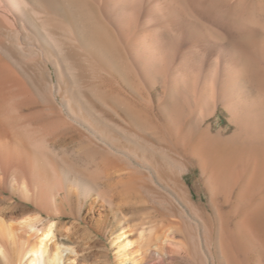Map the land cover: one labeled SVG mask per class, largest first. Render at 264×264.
<instances>
[{
  "label": "rangeland",
  "instance_id": "1",
  "mask_svg": "<svg viewBox=\"0 0 264 264\" xmlns=\"http://www.w3.org/2000/svg\"><path fill=\"white\" fill-rule=\"evenodd\" d=\"M102 20L115 30L112 22L103 16ZM182 32L177 49L166 55L169 70L160 67V79L150 85L139 71V75L129 73L119 64L83 69L81 74L78 68L59 74L53 67L47 74L38 63L43 62L39 53H26L17 43L8 42L13 52L8 53L13 55L8 54L6 62L12 65L19 60L15 65L24 70L29 94L27 101H13L8 104L11 108L7 105L9 130H16L15 138L24 135L25 140L17 138L25 142L28 153H35L30 155H38L40 163L48 166L42 171L51 174L53 185L62 182L54 185L58 210L44 213L30 201L33 193L20 196L6 182V173L0 171V209L9 212L10 203L22 202L30 206V216L60 222L61 230L56 225L55 241L50 243L52 248L58 243L63 250L60 264H264V251L255 250L253 245L261 244L253 242L245 228V210L249 207L237 202L238 182L229 184L227 194L213 190L208 172L189 150V144L209 127L214 135L233 136L236 127L228 111L218 107L202 124L194 117L196 103L183 101L182 116L174 131L164 110L170 97L171 71L182 55L186 59L199 50L186 40V31ZM115 34L116 42L126 46ZM199 51L209 62L213 58L222 61L220 53ZM251 67L256 74L263 69L261 62L251 63ZM82 73L81 80L74 77ZM130 108L140 121L130 116ZM185 130L188 139L179 144ZM63 174L83 183L79 198L75 189L72 197L63 194ZM26 182L30 183L28 177ZM257 192L250 195L249 202L255 200ZM127 220L131 228L122 232L120 223L125 225ZM257 225L263 226L260 219ZM139 229L150 246L157 245L158 237H168L171 244L164 251L154 249L157 253L146 260L139 253L141 244L130 245L124 256L117 257L122 239L131 242L132 232Z\"/></svg>",
  "mask_w": 264,
  "mask_h": 264
},
{
  "label": "bare ground",
  "instance_id": "2",
  "mask_svg": "<svg viewBox=\"0 0 264 264\" xmlns=\"http://www.w3.org/2000/svg\"><path fill=\"white\" fill-rule=\"evenodd\" d=\"M102 16L115 25L114 31ZM182 31H186V40L192 41L196 49L220 53L222 61L216 62L213 58L209 62L199 50L186 59L182 55L171 71L170 97L164 110L172 130L182 116L183 101L196 103L194 117L202 124L216 114L218 107L228 111L236 127L234 135L228 138L214 135L209 127L189 144V150L208 172L213 190L227 194L229 184L238 182L237 202L248 203L249 207L245 210V228L250 239L261 244H253L255 250L263 252L264 0H0V171L6 173V182L20 196L33 193L30 201L44 213H52L59 207L54 187L62 181L53 185L51 174L42 171L46 165L40 163L38 155H30L35 153L25 150V142L18 139L24 135L18 134L15 138L16 130L11 127L10 132V124L5 119L8 104L29 98L24 70L15 65L20 64L19 60L12 62L14 66L11 61L6 62L9 41L14 42L12 45L17 43L18 49L26 53L28 50L39 53L43 62L38 63L47 74L52 73L53 67L63 74L67 68H78L80 73L83 69L119 64L129 73L139 71L148 84H154L153 81L160 79L161 70H169L166 55L176 48ZM115 33L126 46L116 42ZM258 62L263 69L256 74L251 63ZM74 77L81 80L84 76L82 73ZM130 109V116L139 120L135 110ZM186 136L185 130L177 142L180 144ZM64 178L63 194L72 197L75 189L79 198L83 183L74 177L71 180L70 174ZM256 191L258 196L249 202L250 195ZM10 204L9 212L0 209V264H60L63 250L58 243L53 248L50 244L55 241L60 222H45L41 217L30 216V206L22 202ZM258 218L263 223L261 227L257 225ZM124 223L119 227L122 232L131 228L128 220ZM131 236V242L122 239L123 235L119 238L122 243L116 250L117 257L124 256L130 245L141 244L139 253L146 260L157 253L154 249L164 251L171 244L168 237H158L157 245L150 246L141 229L133 231Z\"/></svg>",
  "mask_w": 264,
  "mask_h": 264
}]
</instances>
